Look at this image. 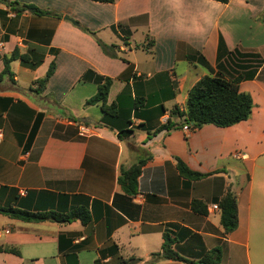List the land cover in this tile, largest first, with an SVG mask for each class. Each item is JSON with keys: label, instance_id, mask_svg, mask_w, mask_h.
Listing matches in <instances>:
<instances>
[{"label": "crops", "instance_id": "0c3cea01", "mask_svg": "<svg viewBox=\"0 0 264 264\" xmlns=\"http://www.w3.org/2000/svg\"><path fill=\"white\" fill-rule=\"evenodd\" d=\"M12 1L63 17L4 14L10 9L0 5V74L4 57L16 48L30 57L28 65L11 63L14 81H0V206L61 213L84 208L91 221L25 222L0 213V247L18 252H0V264L147 262L162 252L165 235L185 261L157 264H203L216 249L222 252L219 264H264V0H213L215 24L200 43L160 31L161 0ZM81 27L116 46L119 58L106 55ZM221 38L230 54L219 62ZM52 62L53 76L35 93L34 82ZM231 67L237 70L229 72ZM89 71L113 80L108 105L116 102L123 119L115 123L123 128L131 122L123 139L117 127L104 123L100 105L86 106L98 91L95 82L82 80ZM253 72L240 83L254 102L249 120L152 135L169 120L180 122L173 111L185 110L189 91L203 77ZM81 126L90 133L81 135ZM140 160L146 164L131 196L119 177ZM178 160L206 176L183 178ZM228 190L237 197L238 227L225 235L217 206ZM193 201L206 206L205 215L192 210Z\"/></svg>", "mask_w": 264, "mask_h": 264}, {"label": "trees", "instance_id": "16d2710c", "mask_svg": "<svg viewBox=\"0 0 264 264\" xmlns=\"http://www.w3.org/2000/svg\"><path fill=\"white\" fill-rule=\"evenodd\" d=\"M96 3L114 4L115 0H92ZM223 4H227L229 0H214ZM0 5H5L10 10L3 12L7 14L9 11L16 14L30 13L36 17H54L62 19V15L53 12L51 10H43L33 4H20L18 1L12 0H0ZM118 27H121L119 25ZM114 29V28H113ZM81 30L94 37L97 43L103 50V52L111 58H119L117 54L116 46H108L97 38L96 33L90 31L85 27H81ZM153 46V41L148 43V47ZM230 54L226 48L223 39H220L219 43V62L226 55ZM241 57L255 58V55H243L237 52ZM21 61L23 64L28 65L30 63V57L28 54H21L20 50L16 48L10 56H5L3 59L4 70L0 74V81L4 77H9L14 81V74L11 71V63L14 61ZM242 68V66H240ZM55 72V63L52 62L46 76L34 82L33 85L37 87L32 89L35 93H42L50 78ZM255 72L248 76L239 74L233 79H226L219 76H205L189 91L188 99L185 110L180 111L176 108L173 111V115H177L180 122L169 120L166 124L160 126L152 135H156L163 131L171 132L177 129H183L185 126H189L192 131L200 129L206 125H214L218 128H228L240 124L241 122L250 119L254 102L250 94L241 92L240 83L248 79H251ZM82 80L93 81L98 86L97 94L86 102V106L100 105L102 113L104 115V123L111 129L118 128L116 121H121L122 112L118 108V104L115 102L108 105L109 92L113 84V80L95 75V73L89 71L85 73ZM42 121V115H40L34 124L29 142H32L39 130ZM130 121H126V126L118 128L119 138L123 139L127 134L132 131L128 126ZM146 164V160H140L137 164L129 169H123L121 176L119 177V183L125 193L134 196L138 191V179L142 173V169ZM178 171L180 175L191 181H197L204 178L206 175L194 173L180 160H178ZM218 210L221 212V224L224 228L225 235L234 232L238 227V204L237 197L231 190H228L225 195L218 202ZM192 210L200 215L206 214V206L201 201H193ZM0 213L10 218L22 220L25 222H45L52 221L59 224H68L74 221H81L84 225L90 223L91 218L89 212L84 208L74 209L67 213L47 211V212H30L21 208L9 206H0ZM164 244L161 253L153 254L149 261L144 262L141 259L129 258L123 260L121 264H157L161 260H174L185 261L179 257L172 249L173 240L168 236H164ZM0 252L14 253L18 255V252L13 249H7L0 247ZM222 258V252L219 249L213 250L205 254L203 264H219ZM95 264H101L97 261Z\"/></svg>", "mask_w": 264, "mask_h": 264}, {"label": "clouds", "instance_id": "9594fccd", "mask_svg": "<svg viewBox=\"0 0 264 264\" xmlns=\"http://www.w3.org/2000/svg\"><path fill=\"white\" fill-rule=\"evenodd\" d=\"M165 15L159 20L162 33L188 43H200L215 24L213 0H161ZM207 5V7L205 6Z\"/></svg>", "mask_w": 264, "mask_h": 264}, {"label": "rangeland", "instance_id": "374dc122", "mask_svg": "<svg viewBox=\"0 0 264 264\" xmlns=\"http://www.w3.org/2000/svg\"><path fill=\"white\" fill-rule=\"evenodd\" d=\"M138 37H139V40L141 39V37H142V35L141 34H139L138 35ZM239 62V61H238ZM241 62H243V60H241ZM245 63H246V65L248 64V66L249 67H255V66H257V64H258V61L257 60H254V59H246L245 60ZM245 65V64H244ZM238 67V66H237ZM229 70V69H228ZM235 70H237V69H235V68H233V67H231V70H229V72H235ZM241 71V70H240ZM228 76V75H227ZM229 77H230V75H229ZM231 79H233V76H231L230 77Z\"/></svg>", "mask_w": 264, "mask_h": 264}, {"label": "built area", "instance_id": "2783aa9c", "mask_svg": "<svg viewBox=\"0 0 264 264\" xmlns=\"http://www.w3.org/2000/svg\"><path fill=\"white\" fill-rule=\"evenodd\" d=\"M184 132L186 133H189L191 131L190 127L189 126H185L183 129H182ZM80 133L81 135H87L90 133V128L87 127V126H81L80 127Z\"/></svg>", "mask_w": 264, "mask_h": 264}, {"label": "water", "instance_id": "95a60500", "mask_svg": "<svg viewBox=\"0 0 264 264\" xmlns=\"http://www.w3.org/2000/svg\"><path fill=\"white\" fill-rule=\"evenodd\" d=\"M64 19L67 20V21H69V22H71L72 24H74L76 26H79V23H77L75 20L71 19L68 16H65Z\"/></svg>", "mask_w": 264, "mask_h": 264}]
</instances>
